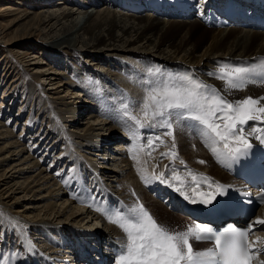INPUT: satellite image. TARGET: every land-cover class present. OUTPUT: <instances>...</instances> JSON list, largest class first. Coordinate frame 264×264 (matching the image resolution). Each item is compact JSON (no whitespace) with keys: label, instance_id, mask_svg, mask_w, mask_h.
<instances>
[{"label":"bare ground","instance_id":"bare-ground-1","mask_svg":"<svg viewBox=\"0 0 264 264\" xmlns=\"http://www.w3.org/2000/svg\"><path fill=\"white\" fill-rule=\"evenodd\" d=\"M246 1L0 0V59L9 67L0 73V106L6 107H0V224L16 237V251L2 248L0 264H82L73 254L91 244V238L113 251L104 240L119 237V228L106 211L97 210L110 203H142L173 231L193 225L183 211H169L165 201L150 193L151 186H170L146 184L138 168L163 171L166 178L170 170L186 176L187 168L219 183L235 181L225 170L229 167L188 127L191 122L174 125L178 158L173 163L161 156L172 148L167 129H139L137 141L136 126L122 118L120 105L131 104L133 114L142 117L156 77L162 82L183 75L214 86L229 102L264 97L263 85L230 89L218 78L222 65L245 67L249 60L264 57V31L207 22L213 9ZM27 47L31 50L24 53ZM10 56H20L22 64L11 62ZM69 63L73 68L68 71ZM24 71L33 80H25ZM249 74L255 75L252 70ZM41 96L45 101L40 103ZM18 98L15 113L12 103ZM10 117L16 121L13 127ZM249 131L246 125L245 133ZM255 139L249 137L252 143ZM150 140L155 141L152 147ZM138 143L144 147L133 159ZM183 190L192 195L190 186ZM260 207L249 220L256 229L253 245L260 250L255 264L264 261V224L256 223L264 219V204ZM165 216L168 220L161 219ZM15 225L23 226V235Z\"/></svg>","mask_w":264,"mask_h":264},{"label":"snow or ice","instance_id":"snow-or-ice-1","mask_svg":"<svg viewBox=\"0 0 264 264\" xmlns=\"http://www.w3.org/2000/svg\"><path fill=\"white\" fill-rule=\"evenodd\" d=\"M259 65L264 68V58H260ZM250 71V68L225 64L221 66L218 78L225 81L227 88L242 89L249 82H257L255 79L246 81L245 77ZM259 79L264 82V76ZM262 101L264 97L249 96L234 103L229 102L214 86L193 79L190 75L169 76L147 91L142 117L133 115L127 104L124 105L123 115L134 122L136 126L134 135L137 141L140 140L139 129L145 127L167 129L166 135L172 138V148L161 153V156L170 158L173 163L178 158L175 151L176 127L191 122L188 127L197 131L205 147L217 161L230 167L231 162L246 156L253 148L250 136L264 144ZM246 125L250 127L247 134ZM155 140L160 144L165 143L160 137H156ZM153 143L155 141L150 140L148 147H152ZM143 147L137 144L133 149V159L138 158V153ZM180 163L184 164V161L181 160ZM138 172L146 184L152 181L168 184L192 203L210 204L217 195H224L227 190L219 182L187 168L186 176L170 170L168 178L163 171L155 174L148 173L145 168H138ZM186 177H190V180ZM201 184L215 190L197 191ZM185 185L190 186L192 195L183 190ZM108 219L116 224L126 237L116 264H251L254 258L253 245L248 240L250 229L241 230L228 226L217 235L209 225L197 223L187 226L183 231H173L168 226L158 223L142 203H137L126 213L113 211L108 215ZM256 223L264 224V219H258ZM15 226L23 235V226ZM193 240L196 242L214 240L215 247L194 250ZM27 243L30 245L31 241ZM261 264H264V261Z\"/></svg>","mask_w":264,"mask_h":264},{"label":"rangeland","instance_id":"rangeland-1","mask_svg":"<svg viewBox=\"0 0 264 264\" xmlns=\"http://www.w3.org/2000/svg\"><path fill=\"white\" fill-rule=\"evenodd\" d=\"M2 3L3 2H0V5H2ZM102 7V6H101ZM100 7V8H101ZM139 14H142V13H139ZM188 47H190V46H188ZM29 49V50H28ZM30 50H31V47H27V48H24L22 51L24 52V53H28V52H30ZM33 51H38V50H34V48H33ZM32 51V52H33ZM3 53L4 52H1L0 51V57L3 55ZM30 55V54H29ZM12 57V58H11ZM46 57H48V56H46ZM49 59L48 60H50V59H52V57L51 56H49L48 57ZM21 58H20V56H10V58H9V60L11 61V62H13V60H15L16 61V63L18 64V65H20V63H21V60H20ZM54 59V58H53ZM9 61V62H10ZM1 62H2V60L0 59V73H2V71H3V66L6 68V69H9V67H7V63L6 64H1ZM70 62V61H69ZM72 62V61H71ZM72 63H74V62H72ZM22 64V63H21ZM10 66V65H9ZM24 66V65H23ZM69 67L67 68L68 69V71H69V69H70V67L71 68H73V65H71L70 63H69V65H68ZM66 68V67H65ZM65 68H62L61 67V69H65ZM73 72H75V70L73 71ZM89 73V72H88ZM1 75V74H0ZM86 76H89V77H91V79H92V72H90L89 74H86ZM24 78H25V80H33V76L31 75V74H28V71L26 72V71H24ZM157 82H159V77H156V79H155V85H156V83ZM79 83V82H78ZM97 83H99V82H97ZM98 86H101L100 84H98ZM4 94V93H3ZM0 96H2V91L0 92ZM8 99V98H7ZM38 99V101L41 103V102H44L45 101V98H43L42 96L41 97H39V98H37ZM9 100V99H8ZM8 100H7V103H8ZM21 98L19 99L18 98V100L16 101V102H13L12 103V106H14L13 108H15V113L19 110V105L21 104ZM0 102H1V98H0ZM125 104H127L128 105V109L131 111V113L133 114V108H132V105L131 104H129V103H125L124 101H123V103L121 102V108H122V112H121V116H122V118L124 119V120H126L127 122H129V123H134L133 121H131V120H129L128 119V117H125L124 115H123V112L125 111V108H124V105ZM0 105H1V103H0ZM2 109H5L6 107H4V106H0ZM134 115V114H133ZM6 118H7V116H6ZM6 118L5 117H3V119H5L6 120ZM9 119L11 120V122H10V126L11 127H13V125L14 124H16V121H15V118L13 117H10V118H8V120L7 121H9ZM41 121H42V119H41ZM17 129H19V131L20 130H22L23 129V126L22 125H20V124H18L17 125ZM186 137V136H185ZM27 140V139H26ZM112 143V142H111ZM102 152V154H105L106 152H107V150H102L101 151ZM78 174H79V172H78ZM71 201V200H70ZM261 208V207H260ZM260 208L257 210V212L260 210ZM9 209V208H8ZM256 212V213H257ZM164 218H166V220H168V217L167 216H165V217H161V219H164ZM171 220V219H170ZM170 223H173V222H170ZM170 228V227H169ZM11 232V233H10ZM11 236V237H10ZM14 234H12V231H9L8 230V228H5L4 230H2V227H1V224H0V250L3 248L4 250H8V251H10V249L12 248V247H14L15 246V243H13V242H16V237H15V239H14ZM12 239V240H11ZM6 242V243H5ZM6 244V245H5ZM14 246H13V245ZM4 247H3V246ZM51 246V245H50ZM53 249H56V248H54L53 246H51ZM57 250V249H56ZM12 251H16V249H13L12 248ZM54 253V252H53ZM63 255H64V253H63ZM62 255V256H63Z\"/></svg>","mask_w":264,"mask_h":264}]
</instances>
